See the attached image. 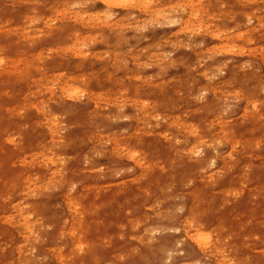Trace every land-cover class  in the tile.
<instances>
[{
    "label": "rangeland",
    "instance_id": "obj_1",
    "mask_svg": "<svg viewBox=\"0 0 264 264\" xmlns=\"http://www.w3.org/2000/svg\"><path fill=\"white\" fill-rule=\"evenodd\" d=\"M56 1L0 0V264H182L185 252L168 258L175 250L166 247L153 258L146 244L175 239L174 223L161 218H183L192 207L195 217L204 219L206 233L219 227L213 240L220 238L228 259L237 264H264V106L257 111L263 116L258 117L245 99L249 93L253 97V92L263 98V64L255 57L221 53L212 61L220 59L223 66L241 64L235 80L228 81L224 70L207 72L203 77L199 70L196 80L182 76L190 92L192 87L201 91L199 104L190 103L186 110H203L201 106L210 97L203 88L218 85L219 118L231 128L229 133L234 130L237 136L260 143L237 145V151L232 152L229 144L214 138L218 126L211 123L203 156L213 155L212 165L198 173L182 168L170 171L164 150L169 143L164 138H170L173 147L192 143L184 133L178 132L176 137L167 127V112L175 111L169 92L174 88L177 96L183 97L181 89L185 88L180 84V68L172 61L211 46L214 42L205 33L208 25L188 27L179 34L186 9L178 6L177 0L163 1L161 7H174L167 13L172 21L169 24L146 22L137 14L120 21L113 37L118 48L116 60L105 54L107 49L101 45L105 37H95L88 30L78 34L87 59L72 62L55 54L56 46L63 47L67 38L50 37L52 29L61 28L60 21L47 18L51 16L49 6ZM232 3L219 0L215 12L226 15L230 8L233 16ZM87 5L94 8L92 12L100 7L90 1L74 11L77 15L88 13ZM263 6L264 0H253L244 12L249 18L264 13ZM115 19L113 16L111 21ZM216 24L221 27L228 21L214 18L209 23L210 27ZM245 26L252 29L247 45L259 47L261 38L253 30L256 22L250 19ZM230 27L240 30L239 25ZM33 54L40 59L35 64L39 74L31 71L32 83L31 77L20 75L24 65L12 71L11 64L12 59ZM94 54L99 56L96 61L92 60ZM206 64L207 58L199 62L198 69ZM74 76L89 78L84 84L86 94L68 98L62 84ZM106 79L112 83L102 82ZM92 92L97 94L94 101ZM155 102L159 115L137 124L135 117H141V109L152 114ZM247 106L252 114L246 117ZM199 111L192 112L193 117L184 114L183 119L202 125L211 120L209 113ZM130 150L144 167L131 160ZM221 156H228L232 168L222 169ZM201 185L207 187L203 206L192 195L199 193ZM69 203L77 205L71 208ZM26 224L31 225L30 234L23 233ZM202 262L198 263L206 264Z\"/></svg>",
    "mask_w": 264,
    "mask_h": 264
},
{
    "label": "bare ground",
    "instance_id": "obj_2",
    "mask_svg": "<svg viewBox=\"0 0 264 264\" xmlns=\"http://www.w3.org/2000/svg\"><path fill=\"white\" fill-rule=\"evenodd\" d=\"M90 1L96 2L97 4H99V6H100L99 9L92 12L91 10H93L94 8H92V6L90 7L87 5V11H90V12L85 13V14H79L78 13V15H77V13L74 11V9L78 6H83ZM163 1H168V0H57L56 2L52 3V5H50V4H49L50 6L48 5L50 7L51 16H49L47 18H48V21H53V20L60 21L61 22V28L60 29L58 28V30L52 29L50 37H56L58 40H60L59 37H66L68 41H66V43L63 45V47L62 46H56L58 52H56L55 54L58 53L59 55H64V56H61L63 59L68 58V60H71L72 62L76 61L77 59L79 61H81L82 59L86 60L87 55H83L84 49L82 50V45L79 43L81 40H78V34L79 33L83 34V33L88 32V30H90V31H92L91 34H93L95 37H101V38L105 37L104 41H101V45H103L105 47V49H107L105 51V54H107L108 56L111 54L113 56L112 60H116V58H118L117 57V49L118 48L115 47L116 44L114 43L113 37L115 36L114 32L115 31L117 32L121 26L120 21H128V20H130L131 15L137 14V15L141 16L144 19V21H146V22L149 21L152 23L156 22V23L169 24L172 21L170 19V16L167 15V13L171 9H173L174 7H172L169 4L168 5L166 4L163 7H161L160 3ZM4 2H6V1H4ZM252 2H253V0H233V3L231 6L234 7V12H233V16H232L230 8H229L228 12L225 13L226 15H222L223 13L218 14L217 12H215V10H217L219 8V0H177L178 6L184 7V9H186V11H185L186 14L182 20V24H181V27L179 29L180 30L179 34H181V32H183V31H185L188 27L199 26V27L204 28V26L208 25V27H205L206 28L205 33H207V35L213 40L214 43L211 46H208L203 51L190 53L189 56L185 57V58L184 57H177L176 59H174L172 61L180 68V74H181L180 84L183 87L185 86V88L181 89V91L183 92V97H178L177 91L174 88H172L169 92L172 103L175 106V108L172 110H175V111L174 112H170V111L167 112V115H168L167 117H169L168 121H170L167 123V127L169 128L170 132L176 137L179 136L178 132L184 133V135H186L188 138H190L192 140V143L190 144V146H188V144H184V145H180L178 147H173L171 140H169L170 138H167L164 135V137H165L164 139H167L166 141H168V143H169L168 148L164 149V150H165V153L168 154V155L166 154L168 156V157L166 156L167 157V163L169 165H171V167L168 168L169 167V165H168L167 168L170 171H174L176 169L182 168V169L191 170V172L193 171L195 173H198L199 171L206 169V167L212 165V163H213L212 159L214 156L213 155L210 156V154H206L203 156V153L206 151L205 150L206 149L205 140L209 138L208 129L210 128L209 126L211 123L213 125L218 126V132L216 133L217 137L214 136V138H216V140H219V142L218 141H213V142H218V143L221 142V143L229 144L231 149H232V152L237 151V150H235L237 145L240 146V145L245 144L247 146H249V145L252 146V143H254V141H256V139H254V138L252 139V137L251 138L248 137L250 139H247V138L244 139L241 137L242 135L237 136V134L235 132H233L234 130L231 133H229V129H231V128L229 127V129H228L227 128L228 125L223 120H221V118H219V114L221 113V108L220 109L217 108V94H218L217 90L219 87L218 85L206 86L202 90L203 92H209L210 97L207 98L206 102H204L205 105L201 106L204 109L200 110V111H203L204 113H207V114L209 113L211 115L210 121L204 120L203 125H202L200 121H192L186 117H185L186 119H183L184 114L190 115V114H193L192 112L197 113L199 111V109H193V110L188 109V110H186L184 107H186L190 103H194L195 105L199 104L198 98L201 97V95H200L201 91L193 90L194 87L191 88L193 93H192V91L191 92L189 91V87H188L187 83L183 82V80H182L183 75H190L194 80H196V72L199 70H201V72H199L198 75L199 76L202 75V77L207 72L213 73L216 71L224 70L228 73V81L235 80L236 79L235 78L236 71L241 67V64L239 62H235L231 65L223 66L219 63L220 59H216V60L212 61V59H211L212 57L216 56L217 54H221V53H226L227 55H230V53L231 54L234 53V55H239L242 57H244L246 55H247V57H255V58L259 59V61L264 66V13L263 12L255 13L254 16H249V18H248V15L244 11H245L246 6H250L252 4ZM48 6H45V7H48ZM263 8H264V6H263ZM39 11L40 10L38 9V12ZM15 15H16V13H15ZM21 15H23V13ZM40 15H42V14H40ZM43 15H44V13H43ZM113 16L116 17L114 22L111 21ZM212 16H214V17H212ZM45 17L43 18L44 20L47 19ZM12 18H13V16H12ZM18 18H19V16H18ZM22 18H24V17H22ZM59 18H61V19H59ZM69 18H71L73 20H70ZM96 18H98V22H96ZM214 18H216V19L221 18L225 21H228V24L223 25L221 27H220V25L216 24L215 26L210 27L209 23L213 22ZM250 19H253L256 22V26L253 28V30H254V33H258V35L262 41V43L257 48H251L250 45H247V43L251 41V39H249V34L251 33L252 29L246 27L245 25L249 22ZM27 20H29V19L27 18ZM14 22H15V20H14ZM20 22L22 23L23 21L21 20ZM1 23H3V22H1ZM6 25H8V24H6ZM71 25L73 27L69 28V26H71ZM231 25H234V26L239 25L240 30L235 31V29L230 27ZM241 25L245 26L244 29L241 28ZM16 28H19V27H16ZM210 28H211L212 32L208 30ZM7 30L8 29H6L5 31H7ZM227 30H230V33H228ZM110 32L113 33L114 35H111ZM12 34H14V33H12ZM2 36H3V34H2ZM171 36L172 35H170V37ZM16 38H17V40H19L18 37H16ZM26 40H30V38H28ZM7 41H8V39H7ZM22 41H23V43H25L23 39H22ZM22 41H21V43L18 41L17 42L22 44ZM12 42H14V41H12ZM26 43H27V41H26ZM9 44H11V42ZM3 45H5V44H3ZM13 47H14V45H13ZM4 48H5V46H4ZM14 52H15V50H14ZM13 55L14 54H12V57H13ZM19 55H21V54H19ZM25 55H26V53H25ZM25 55H23L21 58H18V59H12L13 61L11 60L12 61L11 65L13 66L11 68V70L13 71L14 69H17L20 65H24L25 71H23V72L20 71L21 72L20 75H22V77H24V75H27V77H31V71L39 74L37 72L39 70V68L35 70V64L37 62V58L40 59L39 58L40 56L38 55L39 57L36 56V58H35L34 54L30 55L29 57H27ZM17 56H18V54H16L15 57H17ZM98 58H99L98 54H94L92 60L96 61ZM206 58H207V64L204 66V68L198 69L199 62H201L202 60H204ZM56 59L57 58H55V60ZM161 59H162V57H161ZM55 62H57V60ZM112 66L110 67V69L113 70ZM107 69H104V72ZM92 75H94V74H92ZM31 79H32V83H33L34 77H31ZM87 80H89V78H87L85 76H80V77L74 76L68 82L62 84L63 92H65L67 94L66 96L68 98H76V97L78 98V96H80L79 95L80 93H81V95H83V94L85 95L86 94V90H85L86 88H85L84 84L86 83ZM103 81L106 82L107 79L102 80V82ZM102 82H101L102 85L106 84V83L103 84ZM191 82H192V79H191ZM107 83L110 85L112 82H111V80H109V81H107ZM36 86H38L37 82H36ZM112 87H114V85H112ZM102 90H103V88H102ZM108 90H110V89H108ZM111 93L113 94L112 91H111ZM251 95H252V93L247 94L245 99L250 104L249 107H251V111L255 113V114L253 113V115H257L258 117L263 116V114H259V112H257V111H259V109L262 106H264V99H263L264 96H261L263 98L260 99V97L257 96L258 94H255L254 92H253V97H251ZM90 96H91V99L93 101L95 99H97L96 98L97 94L94 92L90 93ZM99 96H100V94H99ZM112 98H113V95H112ZM99 100H102V99H99ZM156 100H154V101H156ZM201 104H203V103H201ZM158 108L159 107L157 105V102H155V104H153L152 114L151 113L148 114L144 109H141V117H139V118L135 117V121L137 122V124L140 125V124H143L142 122L144 120H147V118L153 117L154 114L159 115ZM252 112H248V106H247L244 113H245V116L247 117V116H250L252 114ZM191 117H193V116H191ZM252 118L254 119V116ZM200 119H202V118H200ZM139 125H137V127ZM245 128H247V127H245ZM245 131H247V130H245ZM248 131H249V129H248ZM263 131H264V129H263ZM238 137H241L244 140L241 141ZM254 137H257V136L255 135ZM116 142L118 144L119 141L116 140ZM259 143H260V141L257 139L256 144H259ZM114 144L116 146H118L116 143H114ZM165 147H167V146H165ZM259 147H260V145H259ZM246 148L248 149L249 147H246ZM42 149L44 150L45 147H43ZM250 149H252V147H250ZM249 152H254V151L249 150ZM240 153L241 152L239 151V154ZM257 154H260V153H257ZM237 155H238V153H237ZM129 156L131 157V160L133 162H135V164H137L139 166L141 165V167L145 166L144 164H141V161L138 160V155L135 154V152H133L132 150L129 151ZM228 156H231V154H229ZM228 156H225V157L221 156L220 157L221 163H222V169H224V170H225V168L230 169L233 166L232 161H230V162L227 161ZM234 158H236V157H234ZM260 158H262V157H260ZM262 159H263V163H264V158H262ZM259 161H261V160H259ZM259 161H258V163H261ZM161 162H162V160H161ZM156 164L157 163H154V166H156ZM251 165H253L252 162H251ZM259 165L260 164H258L257 166H259ZM260 166H262V165H260ZM237 167H238V165H237ZM251 168H252V166H251ZM215 174H213V176L209 175V178L212 179V177H214ZM158 178L156 181L154 179L153 180L157 183ZM155 179H156V176H155ZM156 186H157V184H156ZM156 186H154V187H156ZM159 186H161V185H159ZM201 187H202V185H201ZM205 187L200 188L199 193H197V192L192 193L193 197L195 198L194 201L198 204L200 202L201 205L206 203L204 196H205V193L207 192V190H206L207 187L206 188ZM156 189H158V188H156ZM154 190H151V191L153 192ZM162 192H163V189H162ZM202 194H203V197H202ZM200 198H202V199H200ZM68 200H70V199H68ZM74 205H77V204L69 203V206L71 208H73ZM193 209H195V208H193V207L191 208V210L189 211V215H187V216L185 215V217L178 218L176 220L173 218H171V219L161 218V221H163L165 223H171V222L174 223L173 230L176 231L177 235L175 236V239H173L171 242L159 241L157 243H155V242L147 243L146 245L150 246V251H153L151 253L152 257L155 258V254L157 252H161L167 247L169 250L171 248H172V250H175V254L174 255L169 254L168 258H171L173 256H177L181 252H185V255L183 256L184 258L182 259V264H192L193 262L195 264L198 262H202V260H204L203 262H205L206 264H237L235 260L228 259L229 256L224 253V250L221 247L220 238L218 237L217 239L213 240L214 232L219 227L217 229H212L209 234L206 233L205 232L206 225H205L204 219L199 218L198 217L199 215L196 218L195 217L196 213L193 212L194 211ZM213 210H211V212ZM71 212H73V210H71ZM170 212L171 211L169 210L168 213L170 214ZM190 212H192V213H190ZM166 216H168V215L166 214ZM26 225H27L26 226L27 231L26 230H25V232L21 231V229H20L21 227L19 228V230L21 232H23L24 234H26V233L30 234L31 232L29 230L31 229V225H28V224H26ZM217 226H218V223H217ZM150 231H152V230H150ZM223 231H225V230L223 229ZM28 235H25V236L23 235L22 237L23 238L29 237ZM152 235L153 234H151L150 236H152ZM140 240L142 241L143 239H140ZM234 244H235V242H234ZM234 244H233V248L237 249V247L236 248L234 247ZM79 246H77V247H79ZM236 246L239 247V243H237ZM152 257L150 256V258H152ZM220 257H223V259H220ZM156 260H159V257ZM143 262H146V261H143ZM7 263L5 262V264H7ZM12 263H14V262L12 261ZM176 264H179V263H176Z\"/></svg>",
    "mask_w": 264,
    "mask_h": 264
}]
</instances>
